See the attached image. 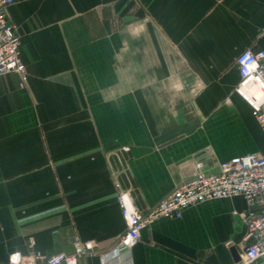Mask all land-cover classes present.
<instances>
[{
    "label": "crops",
    "instance_id": "1",
    "mask_svg": "<svg viewBox=\"0 0 264 264\" xmlns=\"http://www.w3.org/2000/svg\"><path fill=\"white\" fill-rule=\"evenodd\" d=\"M28 73L0 76V264L13 252H70L100 264L124 232L116 194L142 212L194 172L264 153L234 92L237 55L264 48V0H15ZM241 197L159 218L108 264H235ZM262 262H259L260 264Z\"/></svg>",
    "mask_w": 264,
    "mask_h": 264
},
{
    "label": "built area",
    "instance_id": "2",
    "mask_svg": "<svg viewBox=\"0 0 264 264\" xmlns=\"http://www.w3.org/2000/svg\"><path fill=\"white\" fill-rule=\"evenodd\" d=\"M15 0H0V76L15 73L19 86L27 83L28 73L20 55V39L16 25L7 15ZM264 34V32H262ZM239 80L234 88L250 107L251 114L264 134V48H246L236 57ZM241 197L245 208L235 212L244 224V245L235 264H258L264 257V153L252 152L223 159L217 171H205L197 161L193 175L180 183L146 212L140 211L126 192L116 194L126 228L107 252L99 253L100 264L129 251L141 239V230L159 218H180L185 209L205 200ZM93 239L74 236L70 252L59 251L46 255L34 251L9 255L10 264H78L79 258L94 251Z\"/></svg>",
    "mask_w": 264,
    "mask_h": 264
},
{
    "label": "water",
    "instance_id": "3",
    "mask_svg": "<svg viewBox=\"0 0 264 264\" xmlns=\"http://www.w3.org/2000/svg\"><path fill=\"white\" fill-rule=\"evenodd\" d=\"M230 251H231L234 262L237 263L240 260V255H239L238 249L235 246H233L230 248ZM260 264H264V262H262Z\"/></svg>",
    "mask_w": 264,
    "mask_h": 264
},
{
    "label": "rangeland",
    "instance_id": "4",
    "mask_svg": "<svg viewBox=\"0 0 264 264\" xmlns=\"http://www.w3.org/2000/svg\"><path fill=\"white\" fill-rule=\"evenodd\" d=\"M260 147H261V149H264V140L261 141ZM259 261L264 262V257H262Z\"/></svg>",
    "mask_w": 264,
    "mask_h": 264
}]
</instances>
